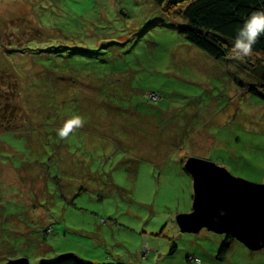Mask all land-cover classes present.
Instances as JSON below:
<instances>
[{
  "label": "rangeland",
  "instance_id": "1",
  "mask_svg": "<svg viewBox=\"0 0 264 264\" xmlns=\"http://www.w3.org/2000/svg\"><path fill=\"white\" fill-rule=\"evenodd\" d=\"M172 2L0 0V32L25 33L21 47L18 37L0 43L25 114L21 129L0 135V162L13 164L0 166V264L67 254L95 264H264V248L177 223L193 210L191 157L264 184V101L232 76L263 82L264 55L213 59L181 37L183 8ZM66 143L71 166L56 152ZM25 166L44 170L14 169Z\"/></svg>",
  "mask_w": 264,
  "mask_h": 264
},
{
  "label": "trees",
  "instance_id": "2",
  "mask_svg": "<svg viewBox=\"0 0 264 264\" xmlns=\"http://www.w3.org/2000/svg\"><path fill=\"white\" fill-rule=\"evenodd\" d=\"M177 5L174 2L171 3L172 7L179 8L182 11V18L184 24L181 26L180 35L190 45L197 47L201 51L207 53L210 57L215 60H222L228 55L232 54L233 42L236 38L237 32L244 27L245 22L252 16L253 13L264 14V0H176ZM182 3V4H179ZM171 8V7H170ZM39 32L36 35L42 33L43 27H38ZM9 34L10 37L6 35ZM21 34H15L13 32H0V43L10 41L12 38L18 37V43L20 47L24 43V38H21ZM46 30L44 34V40L46 38ZM8 35V36H9ZM47 41V40H46ZM6 47L0 45V50H5ZM20 51V50H18ZM253 54L264 55V35H261L259 40L253 45ZM4 52L2 56L4 57ZM28 54V52L24 53ZM0 61H4L0 60ZM237 81V87L245 89L246 92L259 97L264 101V81L258 84L243 82L239 77L232 75ZM86 83H97L92 78L86 79ZM151 94V92H148ZM146 94V98L150 99V95ZM156 96L161 94L152 92ZM21 85L17 77H13L3 71L0 64V135L9 132H16L24 126L25 114L24 104L22 99ZM162 100V99H161ZM160 100V101H161ZM152 101V100H151ZM154 102V101H152ZM158 103V102H154ZM23 106V107H22ZM28 124V122H27ZM33 128L36 126L35 123L31 122L25 128ZM145 134V132H143ZM36 144V145H32ZM142 142L141 146L143 145ZM40 142L37 137H33L32 141L27 145L36 152L39 148ZM61 145L56 152L58 153L59 160L62 165L75 162L73 155L68 152L69 147ZM93 143V138L90 139V149H96L97 146ZM140 146V147H141ZM70 151V150H69ZM85 157V156H84ZM80 162V161H79ZM11 162H0V166L7 165ZM34 167L39 168L43 173V167L41 166H25L24 168H14L19 173H25L27 175H21L25 177H33ZM39 177L38 179H40ZM41 180V179H40ZM46 189V187H45ZM47 191V189H46ZM78 191L77 196H79ZM14 203V202H9ZM18 204V203H17ZM6 210V209H5ZM8 211V210H6ZM12 213L17 214V219L20 221H26V216L19 209L13 208ZM11 212L9 214H11ZM22 215V216H19ZM28 226V225H27ZM46 236V234H45ZM230 239V238H229ZM231 244V243H230ZM229 244L223 245L221 253H227ZM40 264H95L93 262L85 261L73 254L61 255L51 261H42Z\"/></svg>",
  "mask_w": 264,
  "mask_h": 264
},
{
  "label": "water",
  "instance_id": "3",
  "mask_svg": "<svg viewBox=\"0 0 264 264\" xmlns=\"http://www.w3.org/2000/svg\"><path fill=\"white\" fill-rule=\"evenodd\" d=\"M193 178V210L177 216L182 232L208 229L251 250L264 248V184L234 176L216 163L191 157L183 165ZM5 264H30L25 257Z\"/></svg>",
  "mask_w": 264,
  "mask_h": 264
},
{
  "label": "clouds",
  "instance_id": "4",
  "mask_svg": "<svg viewBox=\"0 0 264 264\" xmlns=\"http://www.w3.org/2000/svg\"><path fill=\"white\" fill-rule=\"evenodd\" d=\"M261 35H264V14L253 13L252 16L245 22L236 35L233 42L232 57L243 61L252 54L253 45L259 40ZM61 138H64L63 130L59 133Z\"/></svg>",
  "mask_w": 264,
  "mask_h": 264
},
{
  "label": "built area",
  "instance_id": "5",
  "mask_svg": "<svg viewBox=\"0 0 264 264\" xmlns=\"http://www.w3.org/2000/svg\"><path fill=\"white\" fill-rule=\"evenodd\" d=\"M149 97H150V99H151L152 101H154V100H157V97H158V96H156L155 94L152 93V94H150ZM155 102H156V101H155Z\"/></svg>",
  "mask_w": 264,
  "mask_h": 264
}]
</instances>
